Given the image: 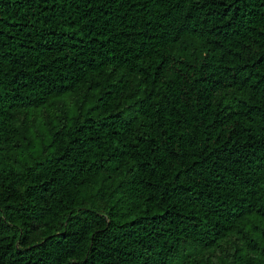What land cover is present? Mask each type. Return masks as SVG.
Listing matches in <instances>:
<instances>
[{
  "label": "trees",
  "instance_id": "1",
  "mask_svg": "<svg viewBox=\"0 0 264 264\" xmlns=\"http://www.w3.org/2000/svg\"><path fill=\"white\" fill-rule=\"evenodd\" d=\"M231 232L223 264H264V0H0V264H184Z\"/></svg>",
  "mask_w": 264,
  "mask_h": 264
},
{
  "label": "rangeland",
  "instance_id": "2",
  "mask_svg": "<svg viewBox=\"0 0 264 264\" xmlns=\"http://www.w3.org/2000/svg\"><path fill=\"white\" fill-rule=\"evenodd\" d=\"M135 90V86L131 89ZM77 101V95L66 94L53 98L46 106L23 111L24 119L32 127L38 126L36 129L42 128V124L47 120H52ZM130 102L129 99L122 101L121 106H126ZM243 246L241 236L236 232H231L221 240L219 246L212 249L204 250L201 253H192L187 256L184 264L190 263L193 258H197L202 264H223L222 260L232 261L236 252Z\"/></svg>",
  "mask_w": 264,
  "mask_h": 264
}]
</instances>
